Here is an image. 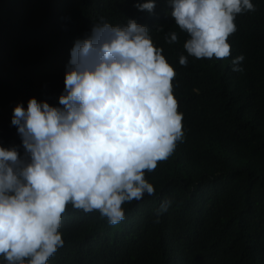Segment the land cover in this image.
Returning a JSON list of instances; mask_svg holds the SVG:
<instances>
[{
    "label": "trees",
    "instance_id": "1",
    "mask_svg": "<svg viewBox=\"0 0 264 264\" xmlns=\"http://www.w3.org/2000/svg\"><path fill=\"white\" fill-rule=\"evenodd\" d=\"M145 2L0 0L4 147L21 144L11 125L17 104L27 108L35 97L59 106L74 42L101 20L146 26L176 72L184 135L167 160L145 172L154 195L125 202V218L115 226L98 211L68 204L59 229L64 244L47 264H264V0L237 15L226 59L190 56L188 35L168 17L171 0H154L152 12L135 7ZM171 32L178 42H167ZM240 55L243 71L234 72L231 62ZM165 201L171 203L158 215Z\"/></svg>",
    "mask_w": 264,
    "mask_h": 264
},
{
    "label": "clouds",
    "instance_id": "2",
    "mask_svg": "<svg viewBox=\"0 0 264 264\" xmlns=\"http://www.w3.org/2000/svg\"><path fill=\"white\" fill-rule=\"evenodd\" d=\"M171 4L167 15L188 35L183 47L196 59L228 58L237 15L255 11L252 0ZM135 7L152 12L155 2ZM169 37L168 43L178 42L175 32ZM244 59L235 57L232 71L242 72ZM179 63L186 66L187 57ZM175 76L146 26L101 20L74 42L59 106L32 97L27 108L14 107L11 125L21 144L0 145V256L6 264H47L64 244L59 229L68 204L98 211L115 226L125 218V202L154 195L145 172L167 160L184 135ZM170 203L162 202L158 215Z\"/></svg>",
    "mask_w": 264,
    "mask_h": 264
}]
</instances>
